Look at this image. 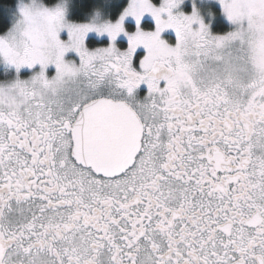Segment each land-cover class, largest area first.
I'll return each instance as SVG.
<instances>
[{
  "label": "snow or ice",
  "instance_id": "1",
  "mask_svg": "<svg viewBox=\"0 0 264 264\" xmlns=\"http://www.w3.org/2000/svg\"><path fill=\"white\" fill-rule=\"evenodd\" d=\"M220 2L21 0L0 264H264V0Z\"/></svg>",
  "mask_w": 264,
  "mask_h": 264
},
{
  "label": "rangeland",
  "instance_id": "2",
  "mask_svg": "<svg viewBox=\"0 0 264 264\" xmlns=\"http://www.w3.org/2000/svg\"><path fill=\"white\" fill-rule=\"evenodd\" d=\"M25 2H26V0H25ZM20 4H21V0H17L16 5L14 7L10 8V10H9L11 21H12V26H13V23L15 22L16 18L18 17ZM195 4L200 9L205 23H207L209 25L210 31L213 34H217L214 32L213 27L216 25V22L218 19L215 17L214 13L212 12V10L210 8L211 5H215L221 9L224 21H226L227 25L229 26L228 31L233 30L234 25L228 20L226 14L223 12V6H222L220 0H195ZM192 6H193V0H184V4L182 5L183 10L185 12H189V13L192 11ZM221 34H223V33H221ZM0 35H2V34H0ZM99 46H101V45H99ZM5 72H7L9 74V76L14 75V69L8 68L3 63H0V80L5 78V75H4ZM30 74H31L30 70H27V69L22 70V73H21L22 77H24V78H26Z\"/></svg>",
  "mask_w": 264,
  "mask_h": 264
},
{
  "label": "trees",
  "instance_id": "3",
  "mask_svg": "<svg viewBox=\"0 0 264 264\" xmlns=\"http://www.w3.org/2000/svg\"><path fill=\"white\" fill-rule=\"evenodd\" d=\"M97 0H73L74 5H91ZM17 3V0H0V34L6 33L12 27V21L10 17V8L14 7ZM215 17L218 19L216 25L213 27V30L217 34L226 33L229 30V26L226 21H224L221 9L215 5L210 6ZM78 12L72 13V18L80 17L82 18L79 12L90 11V9H85L84 7H79ZM101 45V44H97Z\"/></svg>",
  "mask_w": 264,
  "mask_h": 264
},
{
  "label": "flooded vegetation",
  "instance_id": "4",
  "mask_svg": "<svg viewBox=\"0 0 264 264\" xmlns=\"http://www.w3.org/2000/svg\"><path fill=\"white\" fill-rule=\"evenodd\" d=\"M96 46H99V45H96ZM101 46H103V45H101ZM141 87H142V89H144L146 91V86H141Z\"/></svg>",
  "mask_w": 264,
  "mask_h": 264
}]
</instances>
